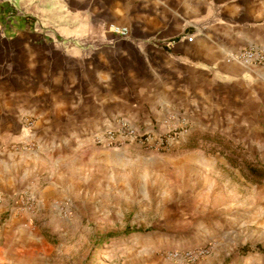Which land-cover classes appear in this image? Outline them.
Wrapping results in <instances>:
<instances>
[{"label": "crops", "instance_id": "1", "mask_svg": "<svg viewBox=\"0 0 264 264\" xmlns=\"http://www.w3.org/2000/svg\"><path fill=\"white\" fill-rule=\"evenodd\" d=\"M250 47L264 48V0H0V236L28 219L17 194L119 114L241 123L259 145L264 67L228 62Z\"/></svg>", "mask_w": 264, "mask_h": 264}, {"label": "rangeland", "instance_id": "2", "mask_svg": "<svg viewBox=\"0 0 264 264\" xmlns=\"http://www.w3.org/2000/svg\"><path fill=\"white\" fill-rule=\"evenodd\" d=\"M219 123L193 126L169 153L94 142L67 152L53 180L25 192L33 203L18 199L28 219L0 236V264H264V181L248 171L264 165V141L252 144L255 131L241 123ZM199 250L209 254L167 259Z\"/></svg>", "mask_w": 264, "mask_h": 264}, {"label": "built area", "instance_id": "3", "mask_svg": "<svg viewBox=\"0 0 264 264\" xmlns=\"http://www.w3.org/2000/svg\"><path fill=\"white\" fill-rule=\"evenodd\" d=\"M63 3L70 0H58ZM114 33L128 38L130 31L127 28L114 30ZM193 35L187 38L193 43ZM238 61L246 66L264 67V48L250 47L233 54L228 62ZM30 120H28V123ZM150 128L142 130L137 126L136 121L126 115H118L110 121L103 129L93 136L94 144L104 150L117 151L124 148L137 147L149 152L169 153L179 149L185 142L187 135L192 131L191 121L180 113L173 114L149 125ZM22 202L33 203L34 197L28 193L17 194ZM1 202V200H0ZM209 254L208 250L189 251L180 253L171 252L167 255L169 260H184L194 262Z\"/></svg>", "mask_w": 264, "mask_h": 264}, {"label": "trees", "instance_id": "4", "mask_svg": "<svg viewBox=\"0 0 264 264\" xmlns=\"http://www.w3.org/2000/svg\"><path fill=\"white\" fill-rule=\"evenodd\" d=\"M188 149L193 148L192 146H187ZM248 171L251 178H253V182L257 184H262L264 181V165L259 164V165H253V164H248Z\"/></svg>", "mask_w": 264, "mask_h": 264}]
</instances>
